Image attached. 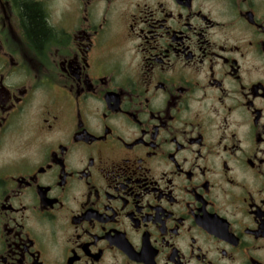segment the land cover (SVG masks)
<instances>
[{
    "label": "flooded vegetation",
    "instance_id": "obj_1",
    "mask_svg": "<svg viewBox=\"0 0 264 264\" xmlns=\"http://www.w3.org/2000/svg\"><path fill=\"white\" fill-rule=\"evenodd\" d=\"M0 0V264H264V0Z\"/></svg>",
    "mask_w": 264,
    "mask_h": 264
},
{
    "label": "trees",
    "instance_id": "obj_2",
    "mask_svg": "<svg viewBox=\"0 0 264 264\" xmlns=\"http://www.w3.org/2000/svg\"><path fill=\"white\" fill-rule=\"evenodd\" d=\"M25 22L29 34L36 42H41L47 36V26L39 6L26 0L23 7Z\"/></svg>",
    "mask_w": 264,
    "mask_h": 264
}]
</instances>
